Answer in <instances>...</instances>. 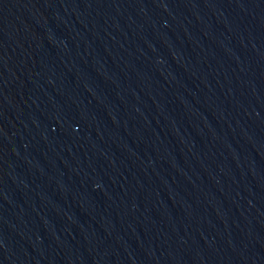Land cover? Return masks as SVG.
<instances>
[{"label":"water","instance_id":"water-1","mask_svg":"<svg viewBox=\"0 0 264 264\" xmlns=\"http://www.w3.org/2000/svg\"><path fill=\"white\" fill-rule=\"evenodd\" d=\"M0 264H264V0H0Z\"/></svg>","mask_w":264,"mask_h":264}]
</instances>
